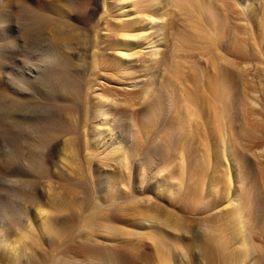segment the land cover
<instances>
[{"label":"bare ground","instance_id":"obj_1","mask_svg":"<svg viewBox=\"0 0 264 264\" xmlns=\"http://www.w3.org/2000/svg\"><path fill=\"white\" fill-rule=\"evenodd\" d=\"M33 1L35 2V3L33 2L35 6L32 5V7L30 6V2L28 4L27 1H23V0L20 1V4L24 5L25 10H26V11H23V12H26L25 13L26 19L24 21L19 22L18 20H16L15 22L17 23L16 24L11 23V25L10 24L8 25L7 23L5 24L0 23V125H1V128H0L1 135L0 136L2 140V152H0L1 153L0 154L1 155L0 156V172H1L0 175L2 176V181H3V186L1 189L2 192L0 195V201H1L0 202V209H1L0 210V227H1L0 232L2 233L1 240H4L3 242L4 246L7 245L6 248H9L7 249L8 252L12 254L13 256H15V257L10 258L9 262L12 264H19L21 262V258L19 256L20 252H18V254L16 255L15 253H11L13 251L16 252L20 250L10 248V244L8 245L5 242L6 241L5 239L8 236L11 228L16 227L18 229V233L20 235L18 240L20 239L23 242V248H21L22 250L23 249L27 250V248L29 249L32 246H35L36 244L37 245L39 244L37 246L39 247L41 244L40 242L43 240L42 239L43 236L44 237L49 236L48 237L49 240L47 244L44 246H41V247H45L43 248L44 249L43 251L47 254V256H49L46 259H43L41 264H48L50 263L49 261H51V259L53 261L56 260L53 258L57 257L56 256L57 254L55 256L54 254H55V251L58 250V248L60 249L57 252L59 251L61 252L62 251L61 248L63 247L67 249V243L71 242V239H73L72 238L73 234L75 235L76 233V232L74 233V229L77 230L76 226H78L80 224V221L82 222V220L84 219V213L82 212L83 210L80 207L81 205H77L81 209V210H77V207L75 209L73 206L67 205V202L65 204L64 203L65 200L63 198L62 200H64L63 201L64 204L60 200L61 203L58 204L59 206L56 204L57 207L53 208L55 206L53 202L55 203L56 198L55 200L54 198L53 199L51 198V194L53 192L52 190L54 189L53 188L54 186L52 187L50 183L52 182L54 183L55 181L51 179H54V177H59L63 179L65 184H67L68 180H69V183H71L70 179L72 180V182L74 180L73 179L74 176L73 175L71 176V174L74 169L78 168V166L77 168L73 167V170H72L70 168L72 164L70 163L71 166L67 165V162H68L67 156L69 155V154L67 155L68 153L67 149L71 150L70 146L67 145L68 143H64V145H62V148L61 147L59 148L56 143L57 141L52 142L51 139L48 140V137H46V133L52 132L51 134L59 137V138L54 137L56 140L62 138L63 139L62 142H65L66 139H67V142H69L68 140L69 138H67L69 137L68 135L78 136L77 134L81 130V126L83 128V125H86L87 123H89L88 122L89 120L96 119L98 120V124H93L92 122H90L93 124L90 128V133L92 135V138L97 137V139L99 140L102 138H105V140L100 143L101 144L100 146L103 147V149H106L109 147L110 144H113L111 150L113 154L116 156L115 157L116 163L121 165L122 170L132 169V167L135 168L136 166L138 168L139 161L136 160V155L140 151V148L142 147L141 146L142 143L140 145V142H138L139 140L136 141L135 139V142H132L133 144L129 143L128 145L129 150H128L124 145L123 146L120 145L119 140H118V143L115 142V140L113 139L115 136L113 133V128L107 129L108 125H110L112 120L114 119H117L121 123L126 122V120L128 119L125 112L123 111H122L123 113L120 112L119 106L121 104H128L130 103L131 100L138 99L139 96L137 95H141L138 99L140 100L139 107L137 109L139 110L138 115L141 116V118L143 119V121H145V123L146 121H149L148 123H153V122L158 123V120L160 119V116L162 115L163 110L166 109L170 111L173 108V111H174V108L180 105V104H178L177 106L175 105L177 104V98H178L176 95L177 94L176 91L179 87L178 83L180 82V79H178L179 78L178 75L184 76V73L186 74L185 71L183 72L185 67L182 66L185 63H183L182 65L181 63L183 62L184 59L188 58L187 52H189L188 54H192V52L196 51V52H199L201 56L209 59L208 57L212 53V50L216 49L217 56L221 59L223 58L222 60H224L226 59L225 57L227 56V54L224 53V55L226 54V56L223 57L224 56V55L222 56L223 51L231 52V53L233 52L235 55L237 54L240 57H245V58H247V55H248L247 54L248 52L246 51H250V49L245 51L240 46L241 43L239 41H241V39L239 35L243 33V31L242 32L240 31L242 30V27L240 28L239 25L236 23V20H235L236 18L234 14L237 15L236 14L237 10H236L235 3L231 2L232 0H111V1H108V0H47V1H44L43 0L44 2L41 0H33ZM217 2H219L218 6L219 4L221 5L220 7L217 6ZM262 2L263 4L262 3L261 4L263 7L261 6L262 7L261 18L259 17L260 19L254 22L253 26L255 27V30L252 29V31H254L252 33L254 35L253 39L254 41L256 39V42H257L256 44H258L259 41L262 42V40L260 39L264 38V0H262ZM101 5H102V11L100 9ZM111 5L113 6V8L114 7L117 8V11L115 13H111L112 11L111 10L112 7L110 8ZM168 6H171L178 11V14H179L178 16H181L179 17L180 18L179 23L172 20L173 17H171L169 14L170 10ZM222 8L224 9L223 15H221V13L219 12L220 10H222ZM2 13L3 12L1 11V8H0V18L2 16ZM98 13H99V17L97 18L96 16L98 15ZM105 15H107L108 17L106 22L104 21L105 19L103 17ZM101 17H103L102 19H104L103 21L106 23L103 26H105L106 29L104 30H107L105 32H107L108 34L101 32L100 28L99 29L97 28V24L100 22ZM228 19H229V22H228ZM77 23L89 26L90 28L88 30L89 31L88 33H90V36L88 34V36L86 35L87 38L86 37L83 38L82 36L83 34H80L82 36L81 37L77 31L80 25ZM33 27L37 28V30L32 31L31 29ZM48 27H50V29H48ZM169 28H172L174 30V32H172V35L171 33L169 35V33L167 32ZM226 29H229L230 32L229 31L225 32ZM11 31H14V33H12ZM17 31L19 33L15 34V32ZM227 32H228V35L226 34ZM109 33L111 34L114 33L116 38L113 37L114 39L113 38L109 39V37H107ZM225 36H229L228 37L229 41L227 40L228 42L222 45L221 39L222 38L224 39ZM166 38H172L171 40L173 41H171V43L174 42L172 49H171V53L169 52L170 62L165 69L163 68L164 70L167 71L168 74H170V78H168L169 75L168 76L166 75L167 79H165V81L162 80L161 83L159 81L160 84L158 85V90L157 92H154V95H152V93L150 95V92L153 91L152 81L150 80L144 84L142 82H139L140 84L141 83L143 84L144 86L143 90H142L143 87L140 88L141 86L140 87L137 86L138 88H140V90L136 89V84L134 83L132 84V86L135 85V87L132 88V90H129V91L126 90L121 93H118L123 96L122 100L116 99L117 97H114V95L111 94L112 91L110 89L108 91H104V89L107 90L108 87H106L107 85L104 86L105 82L101 84L97 81V79L100 77L98 73L104 70L108 72L107 74H110V77L105 79L107 83H113V82L119 83L120 81L115 82L113 80L114 78H119V76L121 75L122 76L126 75V77L127 76L131 77L133 75L131 79L133 78L137 79L136 77H138V74H137L138 72H144V74H148V72L151 71V68L154 69L153 67L154 64L155 66L158 65L157 64L158 61L156 60L157 58L156 55L157 53L159 52L162 53V51L165 50L164 48H162V46L164 45L163 40H165ZM147 47L148 48L150 47L152 49L151 51L149 48L150 50L149 52L151 55L150 57L148 54L146 57L144 56L146 55L144 53L148 52L144 50L145 48L147 49ZM112 50L116 52L114 57H112L111 59L106 58L105 57L106 53L107 55H109L110 53L108 54V51H112ZM257 52H259L261 56L260 51H256V53L254 51V53H251L250 57L252 58V54H253V58L258 61L260 60V57L259 55H257ZM76 54H79V56L82 58H78L79 56L76 57ZM211 56L212 55H210V57ZM180 59L182 61L181 63L179 61ZM155 60L156 62H154ZM159 62L161 63V61ZM96 71H100V72L97 73ZM262 74H264V69H263ZM154 75H156V73ZM194 78L197 81V78L195 76L192 79L195 80ZM223 78L224 77H222V79ZM127 79L125 80L126 81L130 80V78L128 80ZM177 80H179L178 83H177ZM139 81H143V80L141 79ZM228 81H229L228 82L229 84L227 83V85L230 86L231 81L230 80ZM133 82L134 81L130 80L129 85H131V83ZM182 82L183 80L181 79L180 85L183 87L185 83L183 84ZM224 83L211 82L208 86V94H210L213 98H215L218 104L220 103L219 104L220 106H219L216 102V104L218 105L216 106L219 107L220 110L216 108L215 103H214L215 101L212 103V105L214 104L213 105L214 107L212 108H215L223 116H225L227 114V110H229L228 109L229 107L227 106L228 100L226 101V98H227L226 95H228V93L226 91ZM182 87H179V88L182 89ZM123 90L125 89L123 88ZM91 92L93 93L94 97L90 96L91 99L89 100L87 98L89 97L88 95ZM68 94L69 95L73 94L74 97L75 96L79 97V99L77 98L78 99L77 101L71 103L69 102V100H67V97H69ZM73 95L72 97H69V98H73ZM85 96L86 97L88 96L86 100L84 99L80 100V98L82 97L84 98ZM73 100H76V98L75 99L73 98ZM112 100H114L113 101L114 103L113 102L112 103L115 104V107L112 106L113 104L112 105L109 104V101H112ZM196 100H198V98ZM196 100H194L195 105H197ZM190 106L188 104L189 108ZM74 109L76 111V114H74L73 112ZM68 110L70 112L72 111L74 115L72 113L67 114ZM184 110L186 109L184 108ZM81 111L85 112V114L82 113L81 115L80 114ZM186 111L185 113L188 114L190 109ZM229 112L230 111H228V113ZM64 113H66L67 115L71 114L72 116L70 115V117H67ZM193 113L195 114V112ZM216 113H215V117H216ZM180 114L182 115V113ZM221 114L219 115L222 116ZM219 115L217 114V117ZM228 116H230V114ZM181 117H179L178 119L179 123L175 122L176 120L175 121L173 120V122L169 121L170 123L166 128L167 130L163 134L161 144L158 146L156 145L154 146L155 149H153L150 152L151 154H149L150 156L148 160L144 162L143 167H142L143 169H148V170H151L152 168L158 169V172L156 171L157 172L156 176L158 177H156L155 181L152 184H150L149 188L153 189V191L156 192V196H160L163 198L168 197V196L170 197V195L174 193V192H170L173 187L177 185L178 186L182 185L183 177H184L183 175L184 173H186L184 169V167L186 168V166L184 165V163L186 161V155H187L186 153L189 151L190 145H191L189 143V140L192 138V136L189 135L190 134L189 131L191 133L193 132L191 131L192 130L191 126L193 125L188 124L187 127L189 128V131L187 132V129H188L187 128L186 129L187 133L186 132L182 133L183 132L182 129L184 128V125H182L183 124L182 122L184 120L189 122V119L191 118H187V117H191V116L189 114L186 118L185 117L181 118ZM228 118L229 117H227L226 119L225 117L224 121L227 120L225 123L231 122V120L229 121ZM219 119L220 118H217L216 120H219ZM141 122L142 120L140 121V123ZM145 123L143 124L145 125ZM98 125L99 126L105 125L107 127L104 128L103 131H100ZM233 129L234 127L232 126V132L234 131ZM229 130H231V128ZM238 130H240V128ZM249 132L250 131H248V133ZM228 134L230 133L228 132ZM238 135L240 138H236V139L232 138L233 142L235 141L234 143H237L238 141L237 144H239L240 139L241 140L245 139L249 141L250 137L253 138V135L250 136L248 134L247 135L248 139H247L246 138L247 136H245V131H244V134H242L241 131L240 133L238 132ZM238 135H235V137H238ZM255 137H254V140H255ZM245 140H243V142ZM70 141L72 142V139H70ZM228 143L229 142H227V144ZM207 144L208 142L204 144L205 153L202 156V160L201 161L199 160V161L201 162L200 163L201 166L202 165L205 166L207 164V167L205 168L209 170L212 166V165L211 166L209 165L211 164L209 161L210 160L209 157L213 155L209 153V150L210 152L212 150L210 149L211 147L208 146ZM240 144H242V142ZM228 146L229 147L227 151H229L228 154H230L231 156V161H232L231 166H233V170L235 174L231 176L232 174L230 172L231 169H229V166L227 165L226 166L227 171H224L225 173L227 172V177L225 176L227 178L225 180L226 181L225 183L226 191L225 190H224L225 192L223 191V194H224L223 199H225L227 203L224 206V210L221 209L222 212L220 214L218 213V218H216L217 220L215 219L216 221H214L212 218L214 222L213 223L208 222L209 224L215 225V226L213 225V230L210 229L211 232H209L208 235L203 234V236L200 237V240H198L200 241V244H198L197 247H199L200 250L201 249L203 250V251L201 250L202 254H199V256L203 255L201 259L203 258L202 260H206L208 259L209 254L214 251L213 252V258L215 259L214 264H264V217L263 219H261L260 216H259L260 218L258 217L257 215L258 213H256L257 210L260 209L259 208L260 206L252 203V200L250 198L251 196L250 193L253 190L252 191L250 190V193H249L248 190L251 188L249 189L247 188L248 190L247 189L244 190L245 188L243 189L244 186L242 185L245 184L244 182L246 181V179L245 181H243L242 174H241L242 166H240L241 164L239 162L240 158L238 157V154L237 155L235 154L237 150L234 148H237V146H234L231 140ZM72 148L73 150L75 149L74 147ZM222 149H223L222 151L224 152L226 148L224 147ZM73 150L71 152L74 154L75 151L73 152ZM142 150H144V148ZM71 152L69 153L71 154ZM147 152L148 151H146V153ZM57 153L60 159L58 163L54 162L56 163V167L58 168L57 169L56 167H54L55 169L58 170L57 171L58 174L57 173L55 174L56 170L55 169L52 170V166H54L55 164L53 165L51 161L52 159L54 160V158L52 157H54V154H57ZM108 153L109 152H107L106 155ZM73 154H71L72 155L71 158H73V160H76L75 157H73L76 154L74 155ZM89 158H92V157H89ZM89 158H87L86 160L87 163L89 162L88 161ZM207 160L209 161V164L207 163ZM70 162H73V161H70ZM83 163L84 162H82V164ZM208 165L210 166L209 169H208ZM66 166H68L72 170L71 172V170L68 169L71 172V174H69L70 172L68 171L69 175H67V170L65 169ZM87 166L84 165V167H87ZM91 167H87V168H91ZM202 169L204 170V168ZM215 169H218V168H215ZM205 170H204V173H205ZM212 170H214V168ZM75 171H78V169ZM182 171H185V172H182ZM78 172H80V170ZM78 172L77 173L73 172V173L76 175L80 174L79 177H81L83 173H78ZM191 172L192 170L190 168V173ZM211 172H214V171H211ZM88 173H91V172H88ZM139 173H141V171H139ZM69 176H71L72 178ZM42 177L45 178L44 181L45 180L47 181L49 179V184H48L49 187H46L47 189L45 188L47 193H46L45 198H43V200L41 198V195L38 192L39 190H37L38 188L37 186L39 185V183L38 185H35L37 184L39 178H41L40 180L42 181ZM89 177L90 176L88 175L86 178L90 179ZM76 178L79 179L78 177ZM82 179H84V177H82ZM87 179L86 181H88ZM120 181H123V180H120ZM75 182H77V180ZM75 182H73V184ZM56 183H58V181ZM64 183L61 182L62 185ZM80 183L82 185L85 184V182L84 183L80 182ZM79 184H77V186H80ZM86 184L84 186L85 189H87ZM59 185L60 183H58V186ZM84 187L82 188L84 189ZM217 188L219 190L218 185H217ZM194 190L190 192L189 196L187 194L188 196L187 201L184 204H180L182 207L179 205L180 209L181 208L190 209L191 207L189 208L188 206H190L191 204H194L193 201H195V197H197L195 195H198L197 194L198 190L195 192ZM77 191L79 190L77 189ZM216 191L217 190H215V192ZM88 192L86 191V194ZM218 192L220 191H217V193ZM57 194L53 193L52 197L53 195H55L54 197H57L56 196ZM64 194L65 193H63V196ZM131 194H132V191H131ZM220 195L222 196V194ZM220 195L218 196L217 194L216 196L220 198ZM58 196L62 197V194H59ZM88 196H87V199L90 200L91 195H88ZM116 197H111V199H113L112 204H115L114 201L116 200L118 201L120 199V197L119 199H117ZM88 200H86L87 204L85 202L86 205H88ZM120 201L121 200H119L118 203ZM31 203L37 204V206L39 204V206L38 207L36 206L38 210L30 216L28 206ZM45 206H47L48 210L44 209ZM156 206H155V209L157 208L158 213L162 214L164 217V219H159L158 217L157 219L158 222L161 221V223L159 224H162V226L163 224L164 226L168 225V227L173 230L174 237L171 238L172 240L169 239L170 242L168 243H170L169 245H171L170 248L168 247V245H167L168 248H166L165 247L167 243L166 240L169 238L167 237V234H166L167 232L164 233L162 230H160L161 232L164 233V235H166L167 239L163 235L165 240L160 235H159L160 237L159 238L156 236L157 234L150 233L151 239L149 237L150 235L148 236L149 237L148 239L150 241L153 240L152 242L154 245V250L156 251L155 253H156L158 262L156 263V261H153L152 260L153 258H151L150 260H152L156 264H177L174 258L172 257L173 254L171 256V251L174 250V248L176 249L181 248L187 257V262H188L187 264H194V262L192 261L193 260L192 256H191L192 250L194 249L191 248V244L189 243L190 240H188L189 237L186 238L183 235V233L188 234L187 229H188L189 224L187 223V221L186 223L184 222L185 220L183 221V218L181 217L182 215L180 216L176 214L183 209H181L180 211L177 210L178 212L175 211L176 213H174L171 211L170 206H168L170 208H167V206H165L167 209L165 207L161 208L162 206L160 207L159 205L158 206L160 208ZM93 208H94V205H93ZM49 209L51 210L49 211ZM87 209L84 212H87ZM217 209L220 210L219 208ZM54 212L62 213V214L64 213V215L65 214L68 215L69 212L72 213V214L70 213L69 214L71 217L74 216L76 218L77 220V223H76L77 225L75 226L76 228L75 227L73 228V225L71 224L72 228L69 227V229L65 228L64 230H61L64 227L59 228L60 224L58 225L57 223L58 222L57 220L60 216L56 218V214ZM155 212L153 214H156ZM153 214L151 215L153 216ZM154 216L153 217L150 216V217L153 219ZM78 221H79V224H78ZM60 223L62 225V222ZM148 225L150 226V224ZM157 225H155L154 227L160 228L159 226L156 227ZM251 225L253 227H251ZM104 227L106 229V226ZM107 229L104 231H107ZM207 229H209L208 226H207ZM158 234H161V233H158ZM169 235L171 234L169 233L168 236ZM256 237L259 240H261L260 242L262 243L258 242L256 244L255 242L258 241L256 240L254 242V239H256ZM44 243L45 242H43L42 244ZM163 243H165V245ZM209 244L215 248L211 252H209L210 248H208L207 250L205 248L207 247L205 245H209ZM64 251L66 250L64 249ZM180 251L178 253L181 254L182 251L181 252ZM153 252L154 251H152V255L154 256ZM205 254H208L207 257L204 256ZM152 255H150V257ZM182 256H184L183 253H182ZM204 257L206 258L204 259ZM59 259L61 260V262L60 261L58 262L59 264H66L65 263L66 259L63 258L64 261H62L63 259L61 258ZM210 261L211 260H209L207 264H210ZM155 263H152V264H155ZM37 264H40V263L38 262ZM54 264L56 263L54 262Z\"/></svg>","mask_w":264,"mask_h":264},{"label":"rangeland","instance_id":"obj_2","mask_svg":"<svg viewBox=\"0 0 264 264\" xmlns=\"http://www.w3.org/2000/svg\"><path fill=\"white\" fill-rule=\"evenodd\" d=\"M20 1H22V0H0V8H1V11L3 12L2 16L0 18L1 24H5V23H7L8 25L9 24L11 25V23L16 24L17 23V22H15L16 20H18L19 22H22L26 19L25 18L26 12H23V11H26L25 6L20 4ZM23 1H27L28 4L30 2L31 7H32V5L35 6V4H34L35 2L33 0H23ZM41 1H43V0H41ZM44 1H47V0H44ZM108 1H111V0H108ZM231 2H234L236 5V10H237L236 14L237 15L234 14V16L236 18L235 20H236V23L239 25V27L240 28L242 27V30H240V31L241 32L243 31V33L239 32V33H241L239 35V37L241 39V41H239L241 43L240 46L245 51L250 49V51H246V52H248L247 58L240 57L237 54L235 55L233 52L231 53V52L223 51L222 52L223 54L221 53L222 56L224 55V53H226L227 56L225 54L223 57L226 56L225 58L229 61H227L226 59L222 60L223 58L221 59L217 56L216 49L215 50L213 49L215 52L212 50V53L210 54V55H212L211 56L212 58L209 55L208 58L210 60L201 56L199 54V52H196V51L192 52L191 51L192 54H188L189 52H187L188 58H186L184 60L182 59L183 62L181 61V59L179 60L180 63L182 62L181 65L183 63H185L182 65L183 67H185L184 70L183 69L182 70H183V72L185 71L186 74L184 73V76L178 75L179 78L177 77L178 79H180V82L182 79L183 80L182 83L183 84L185 83V85H183V87H182L180 85V82L178 83L179 80H177L179 87H182V89L177 86L178 89L176 91L177 92L176 95L178 98H177V104H175V105L176 106L178 104H180V105H178L177 107L174 106L175 107L174 111H176V112L173 111V108L171 109L172 111L171 110L168 111L165 109V110H163L162 115L160 116V119L158 120V123H154V122H153L154 124L148 123L149 121H146V123H145V121H143L141 116L138 115L139 110H137V109L139 107V101H140L138 99L141 95H137V96H139L138 99L131 100L130 103L121 104L119 106L120 112H122V111L125 112L126 116L128 117L126 122L121 123L117 119H114L116 122L114 120H112L111 124L108 125L107 129L113 128V133L115 135L113 139L117 143L119 140V143L121 146L124 145L128 149L129 143L135 142V139H136V141L139 140L138 142H140V145L142 143L141 148L142 149L144 148L145 151L140 148V151L136 155V160L139 161L138 168L136 166L135 168L132 167V169L122 170L121 165L116 163V160H115L116 156L113 154V152L111 150L113 144H110L109 147L106 148L107 149L106 150L100 146L101 145L100 143L102 141H104L105 138H102L100 140L97 139V137L92 138V135L90 133V128L93 124H98V120H96V119L95 120L91 119L88 121L89 123L92 122L93 124L87 123L86 125H83V128L81 126L82 131L80 130L79 133L77 134L79 136L81 133V135L79 137L73 136V135L72 136L68 135L69 137H67V138H69L68 139L69 142H67V139L65 142H62L63 141L62 138L56 140L54 137H57V138H59V137L51 134L52 132L51 133L49 132L51 135L49 133H46V137H48V140L51 139L52 142L57 141L56 143H57L59 148L60 147L62 148V145H64V143H68L67 145L70 146L71 150L67 149V151H68L67 155L69 154L67 156V160L69 162V163L67 162V165L71 166V164H72V166L70 167L72 170H73V167L77 168V166H78L77 169H78V171L80 170V172L75 171L77 169H74L73 172L74 173H77V172L83 173L81 175V177H79L80 174H78V175L74 174L72 172V170L68 166H66L65 169L67 170V175L71 174V172H72L71 176L73 175L75 177V178L73 177V179L75 181L77 180V182L79 181L78 183L73 180V182H75L73 184L71 179H70L71 183H69V180L67 179L68 182H67V184H65L63 179H61L59 177H54V179H51V180L55 181L54 183L52 181H51L52 183H50V185L52 187L54 186L53 187L54 189L52 190L53 191L52 194L53 193L57 194L61 190L56 195L57 197H54L55 195H53V197H52V194H51V198L52 199L54 198V200L56 198V201H57V202L55 201V203L53 202V204L55 205L53 208L57 207L58 204H60L61 202L63 203V201L65 200L64 201L65 204L67 202V205H71L75 209L77 207V210L82 209L83 210L82 212L84 213V219H85V220L83 219L82 222L80 221V224L78 221L79 225L76 226L77 225L76 224L77 223L76 218L73 215H72L73 217L70 216V214H72V213L69 212L70 214L68 213V215H66V214L64 215V213L62 214V213H55L54 212L56 214V218L60 216L57 220L58 221L57 223H58V225L60 224L59 228L64 227L61 230H64L65 228L69 229V227L72 228L71 224L73 225V228L76 226L77 230L74 229V233L75 232L76 233H75V235L73 234V237H72L73 239H71V242L67 243V249L65 247L61 248V250H62L61 251L62 253H61L60 251L57 252L60 249V248H58V250L55 251V254L53 253L54 256L57 254L56 256L57 257L59 256V257L53 258V259H56L54 261L51 259L52 262L48 260L51 264L52 263L54 264V262L56 264L59 261L61 262V260L59 258L66 259L65 260L66 264H71V263L72 264L73 263L74 264L75 263L76 264H152V263H155L153 261H156V263H157L158 260H157V256L155 253L156 251L154 250V245L152 242L153 240L150 241L148 238L150 237V239H151L152 233L157 234L156 235L157 237H159V235L161 237H163L164 233L167 232L166 234H167V237H169V238L167 239L166 235H164V237L167 240H169V239L172 240L171 238L174 237L173 236L174 232L172 229H170L168 227V225L165 224L166 226H164V224H163V226H162V224H159V223H161V221L158 222V220H157L158 217H159V219H164V217L162 214L158 213L157 208L155 209L156 204H157L156 207H158V208H160L161 206H162L161 208H163L165 206H167V208L171 207V211L174 213L178 212L177 210L180 211L181 209H183L176 214H178L180 216L182 215L181 217L183 218V221L185 220L184 222L186 223V221H187V223L189 224L188 229H187L188 234L183 233V235L186 238H188V237L190 238V239L188 238V240H190L189 243L191 244V248L194 249V250H192V254H191L192 259H193L192 261L194 262V264H207V262L209 260H211L210 264L212 262H213L212 264H214L215 259L213 258V252H214L213 250L215 248L210 244L205 245L207 247H205L203 245L206 248V250L208 248H210V251L209 250L208 251L209 252L213 251V252H211L209 254L210 258L208 257V259L202 260L203 258L201 259V257H203V255L199 256V254H202L203 250L201 249L202 250L201 251L199 249V247H197V246H198V244H200V241H198V240H200V237L203 236V234L208 235V233L211 232L210 229L213 230L214 224H209L208 222L213 223L214 221H216L217 220L216 218H218V213L220 214L222 212V210H224V206L227 203L226 200L223 199V197H224L223 191L224 190L226 191V185H225L226 181L225 180L227 179L226 178L227 172L226 173L224 172V171H227L226 166L228 165L229 169L232 170V171L230 170V172L232 173V174L230 173L231 176H233V174H235L234 170H233V166H231L232 165L231 156H230V154H228L229 151H227L228 147H229L228 144H230V140L232 141L234 146H237V148H234L237 150L235 154L236 155L238 154V157L241 159V160L239 159V162L241 164L240 166H242L241 171L244 172V173L241 172V174H242L243 181H245V179H246V181L244 182L245 184L242 185V186H244L243 189L245 188L244 190H246L247 188L248 189L251 188L249 190L247 189L249 193H250V190L251 191L253 190L251 192L252 194L250 193L251 196L250 195L249 196H250L253 204L260 206L259 207L260 209H258L256 213H258L257 214L258 217L260 216L261 219H263V217H264V74H262V72L264 69V38L260 39V40H262V42L259 41L258 42L259 45H258V44H256L257 43L256 39L254 41V39H253L254 35L252 34L254 32V31H252V29L255 30V27L253 26L254 22L261 18L263 2H262V0H232ZM218 3L219 2H217V6H218ZM5 6H6V8H5ZM220 6L221 5L219 4L218 7H220ZM2 7H4L5 9ZM111 7H112L111 13H115L117 11V8L116 7L113 8L112 5L110 6V8ZM168 8L170 10V12H169L170 16L173 17L172 20L179 23V21H180L179 17H181V16H178L179 15L178 11L171 6H168ZM100 9L102 11V5H101ZM223 10L224 9L222 8V10L219 11L221 13V15H223ZM96 17L97 18L99 17V13ZM103 17L105 20L102 19ZM103 17H101L100 22L97 24V28L98 29L100 28V31L106 34L107 32H105V31H107V30H104L106 28L103 25L106 24L105 22H106L108 17H107V15H105ZM2 22H4V23H2ZM228 22H229V19H228ZM77 24H79V23H77ZM79 25H80L79 29L77 30L79 35L83 34L82 35L83 38L84 37L87 38L88 34L90 36V33H88L89 32L88 30L90 27L83 25V24H79ZM48 29H50V27H48ZM31 30L34 31V30H37V28L33 27ZM226 31L230 32L229 29H226L225 32ZM11 32L14 33V31H11ZM167 32L169 33V35H170V33L172 35V32H174V30L172 28H169ZM18 33H19L18 31L15 32V34H18ZM112 34H114V33H112ZM112 34L109 33V35L108 36L106 35V36L109 37V39L113 38V37L116 38L115 34L114 35H112ZM226 34L228 35V32ZM228 37L229 36H225L224 39L223 38L221 39L222 45H224V43H227L229 41ZM171 39L172 38H166L165 40H163L164 45L162 46V48H164L165 50L162 51V53L161 52L157 53V55H156V57L158 58V59L156 58V60L158 61L157 62L158 65L157 64L156 65L158 67L155 66V64L153 63L154 69L151 68V71H149L148 74H144V72H138L137 73L138 77H136L137 79H135V78L131 79V77H133V75L131 77L130 76L126 77V75L125 76L121 75V76H119V78H114V80H113L115 82L120 81L119 83H114V82L113 83H107L105 79L110 77V74H107L108 72L103 70L101 72L96 71L97 73L100 72V73H98L100 75V77L97 79V81L101 84L105 82L104 86L107 85L106 87H108V88H107V90L104 89V91H108L110 89L112 92L111 91H109V92H111V94L114 95V97H117L116 99L122 100L123 96L121 94H118V93H121V92L126 91V90H128V91L132 90V88L135 87V85L132 86V84H134V83L136 84V89L140 90V88L143 87L142 88V90H143L144 89L143 84L150 80V81H152V85H153L152 86L153 91L150 92V95H151V93H152V95H154V92H157L158 85L161 83V81L162 80L165 81V79H167L168 75H169L168 78H170V74H168L167 71L164 69L167 67V65L170 62L169 57H170L171 49H172V46L174 43V42L171 43V41H173ZM149 48L147 47V49L146 48L144 49L145 51H148V52L144 53V54H146V55H144L145 57L147 56V54L149 55V57L151 56L149 51L150 50L152 51V49L150 48V50H149ZM254 51H255V53H256V51L261 52V56H260V53L257 52V55H259V57H260V60H258L259 62L253 58V54H252V58L250 57L251 53H254ZM87 53H88V51H87ZM112 53H114V54H112ZM194 53L195 54L198 53V54L195 55ZM108 54L109 55H107V53H106L105 57L111 59L112 57H114L116 52L114 50H112V51H108ZM78 56H79V54H76V57H78ZM78 58H82V57L79 56ZM214 59H216V60H214ZM156 60L154 62H156ZM186 60H187V62H186ZM159 61H161V63ZM260 61H262V62H260ZM155 73H156V75H154ZM258 73H260V74H258ZM194 76L197 78V81L195 78H194L195 80L192 79ZM222 77H224L223 79H225V80H223ZM127 78L128 79L130 78V80H132L134 82L131 83V85H129L130 80H128ZM120 79H122V80H120ZM125 79H127L128 81H126ZM141 79L143 81H139ZM222 80L226 83H224ZM228 80L231 81L230 86L227 85V83L229 82ZM159 81H160V83H159ZM139 82H142L143 84L141 83L142 84L141 85ZM211 82L224 83V86H225L226 91L228 93V95H226V97H227L226 101L228 100V103L227 102L226 103H227V106L229 107L228 108L229 110H227V114L225 116H223L215 108H212V107H214L213 106L214 104L212 105V103L215 101L214 103L216 106L218 104V102L215 100V98H213L210 94H208V86ZM137 86L138 87L141 86V87L138 88ZM123 88L125 90H123ZM72 95L73 94L69 95V97H72ZM88 96L94 97L92 92ZM69 97H67V100H69V102H71V103L75 102L79 99V97H76V96L74 97V95H73V98L74 99L76 98V100H73V98H69ZM87 97L86 96L84 98L82 97V98H80V100H82V99L86 100ZM89 97L87 99L90 100L91 97L90 98ZM197 98H198V100H196ZM194 100L197 101L196 102L197 105H195ZM113 101L114 100L109 101V104L112 105L114 103ZM216 102H217V104H216ZM188 104H189V106L191 105L190 108L188 107ZM112 106L115 107V104H113ZM181 106H182V108H181ZM193 106H195V107H193ZM217 106H216V108L219 109V107H217ZM184 108L186 110L190 109L188 114L185 113L186 110H184ZM192 111L195 112V114L197 112L198 113L195 115ZM216 111H217V113H216ZM228 111H230V112L228 113ZM73 112H74V114H76L75 109ZM69 113H72V111L70 112L68 110L67 114H69ZM82 113L85 114V112L81 111L80 114L82 115ZM172 113H174V114H172ZM180 113H182V115ZM215 113H216V117H215ZM64 114L67 117H70V115H71V114L67 115L66 113H64ZM189 114L191 117H187ZM217 114L218 115L221 114L222 116L219 115L220 117L219 116L217 117ZM229 114H230V116H228ZM181 116H183L185 118L186 117L191 118V119H189V122L186 120H184L182 122L183 123L182 125H184V128L182 129L183 132L181 131L182 133L186 132V129L188 128L187 127L188 124L193 125V126H191L192 130L190 128V130L193 131L192 133L189 131V128L187 129V132L189 131V133H190L189 135H191L192 138L189 140V143L191 145H190L189 151L186 153L187 154L186 155V161L184 160L185 161L184 165L186 166V168L184 167V169H185L186 173H184V175H183L184 177H183L182 185L181 186L177 185V186L173 187L170 192H174V193L171 194L170 197L168 196V197L163 198L160 196H156V192L153 191V189L149 188L150 184H152L155 181L156 177H158V176H156L158 169L150 167L152 169L148 170V169H143L142 167H143L144 162H146L148 160V158L150 156L149 154H151L150 152L153 149H155L154 146L155 145L158 146L161 144L163 134L167 130L166 128L169 125V123L173 122V120L174 121L176 120L175 122L179 123L178 119ZM183 117H181V118H183ZM225 117H226V119H227V117H229L228 119H229V121L231 120L232 123L231 122L225 123L227 121V120L224 121ZM217 118H220L221 120L220 119L216 120ZM141 120H142V122H141L142 124L140 123ZM143 123H145V125ZM224 124H225V126H224ZM230 125H231V127H230ZM150 126H152V127H150ZM232 126L234 127L233 132H232ZM98 127H99L100 131H103L104 128H106L107 126H105V125L99 126L98 125ZM0 128H1V125H0ZM230 128H231V130H229ZM239 128H240V130H238ZM242 128L245 131V136H247L249 134L250 136L253 135V138L249 136L250 137L249 141L243 139L249 143H247L245 141L243 142V140L238 139L239 144L241 142L243 144V145L242 144L239 145V144H237L238 141H237V143H234L235 141L233 142L232 138H235V139L240 138L238 135V132L240 133V131H241V133L244 134V131L242 130ZM235 130L237 133L235 132ZM248 131H250V132L248 133ZM228 132L230 134H228ZM138 133H140V134L142 133L143 135L142 134L140 135ZM232 134H234V135H232ZM0 135H1V131H0ZM235 135H238V137H235ZM51 136H52V138H51ZM228 136L229 137L231 136L230 137L231 139ZM73 137H74V139H73ZM223 137H224V139H223ZM254 137H255V140H254ZM246 138L248 139V136ZM70 139H72V142L70 141ZM75 140H77V141H75ZM206 142H208L207 145L210 146L211 147L210 149L212 150L211 152L209 150V153L211 155H213V156L209 157L210 160L208 159L211 164H209V161L207 160V163L210 166L212 165L210 169H209L210 166L208 165L209 170H207L205 168V167H207V164L205 166H203V165L201 166V164H200L201 163L200 161L202 160V156L205 153L204 144ZM227 142H229V143L227 144ZM83 144H85V145H83ZM221 144H222V146H221ZM251 145H252V147H251ZM76 146H78V147H76ZM72 147H74V148L76 147V148L73 150ZM224 147L226 148L225 149L226 152L222 151L223 150L222 148H224ZM0 148H1L0 152H2L1 136H0ZM72 150H73V152L75 151L74 154H76V155L73 157H75L76 160H73V158H71L72 157L71 154H73L71 152ZM97 150H99L100 152ZM202 150H204V151H202ZM105 151H106V153L107 152H109V153L106 155ZM146 151H148L147 152L148 154L146 153ZM69 152H71V154ZM213 152H214V154H213ZM215 153L217 156L215 155ZM220 153H221V155H220ZM222 153H224V154L227 153V154L224 155ZM55 155H57V156H55ZM100 156H102V157H100ZM89 157H92V158H89ZM52 158H54V160L52 159V161H51L53 163V165L55 164L54 166H52V170H54L55 169L54 167H56V163H54V162L58 163L60 157L58 156V153H57V154H54V157H52ZM87 158L90 159V160L88 159L89 165L86 161ZM55 159H57V160H55ZM69 159H70V161H73V162H70ZM215 159H217V160H215ZM140 161H141V163H140ZM188 161H189V163H188ZM217 161H219V162H217ZM82 162H84L85 164L84 163L82 164ZM213 163H215V164H213ZM221 163H223V164H221ZM73 164H75V165H73ZM188 164L190 165V167ZM84 165L87 167H91V166L92 167L87 168V167H84ZM224 165H225V167H224ZM187 166H188V168H187ZM217 166H219V167H217ZM80 167H82V168H80ZM201 167L204 168V170L206 169L207 171L205 170V173H204V170ZM190 168L192 170L191 173H190ZM213 168H214V170H212ZM215 168H218V169H215ZM57 169H55L56 170L55 174L56 173L58 174ZM68 169L71 170V172ZM84 169L85 170L87 169L88 171L86 170V172H85ZM89 169H91V170H89ZM138 170L141 171V173H139ZM219 170H221V171H219ZM83 171L85 172V174ZM185 171H182V172H185ZM201 171H202V173H201ZM211 171H214V172H211ZM88 172H91V173H88ZM86 173H88V174H86ZM0 174H1V172H0ZM118 174H120V175H118ZM88 175L90 176L89 177L90 179L86 178ZM71 176H69V177H71ZM0 177H1L0 178V186H1L0 195H1V192H2L1 189L3 186V181H2L1 175H0ZM76 177H78L79 179H77ZM82 177H84L85 180L82 179ZM251 177H252V179H251ZM80 178L82 179V181ZM205 178H206V180H205ZM40 179L41 178H39V180ZM44 179L45 178L42 177V181L38 180L37 184H35V185H38V183H39V185L37 186L38 187L37 190H39L38 192L41 195L42 200H43V198H45L46 193H47L46 187H49V185H48L49 179L47 180L48 182L46 180L44 181ZM55 179L56 180L58 179L57 181H58V183H60L59 186H58V183H56L57 181ZM86 179L88 181L89 180L90 181L88 182V181H86ZM119 179L123 180V181H120ZM60 180H62V181H60ZM206 181H208V182H206ZM210 181H211V183H210ZM61 182L64 184L62 185ZM80 182H82V183L85 182V184L87 183L86 184L87 189H85V187H84L85 184L82 185ZM218 182H220V183H218ZM88 183H89V185H88ZM77 184H79L81 187L77 186ZM217 185L219 187V190L217 188ZM252 186H253V188H252ZM39 187H40V189H39ZM61 187H62V189H61ZM82 187H84V189ZM63 188H64V190H63ZM195 188H197V189H195ZM74 189H75V191H74ZM77 189L79 191H77ZM82 190L83 191L86 190L87 192L88 191L89 192L86 194V191L83 192ZM193 190H194V192L198 190V192H197L198 195H195L197 197H195V201H193L194 204H191V205L189 204L190 206H188V207L189 208L191 207L190 209H188V208H181L180 209V206H181L180 204L186 203L190 192ZM215 190L220 191L222 193H220V192L217 193V191L215 192ZM131 191H132V194H131ZM44 192H45V194H44ZM71 192H72V194H71ZM202 192H203V194H202ZM213 192H214V194H213ZM255 192H257V193H255ZM63 193H65L64 194V196L66 195L65 197L63 196ZM114 193L118 197H116L114 195ZM59 194H62V197L58 196ZM187 194H188V196H187ZM208 194H209V196H208ZM217 194H218V196L220 194H222V196L220 195V198H219L218 196H216ZM42 195H43V197H42ZM86 195L87 196L91 195L90 200L87 199ZM214 195H215V197H214ZM84 196L86 197V199ZM199 196H200V198H199ZM60 197H61V199H60ZM111 197H116L117 199H119V197H120L119 200H121V201L118 203L119 200L118 201L116 200L117 203H116V201H114L115 204H112L113 199H111ZM62 198L64 200H62ZM88 198H89V196H88ZM60 200H61V202H60ZM86 200H88V205H86L87 204ZM164 200H165V202H164ZM82 201H83V203H82ZM180 201H182V202H180ZM85 202H86V204H85ZM33 204L34 203H31L28 206L30 216L38 210L37 207L39 206V204H38V206H37V204H34V205ZM165 204H167V205H165ZM77 205H81L80 206L81 209ZM93 205H94L95 209L93 208ZM163 205H165V206H163ZM168 206H170V207H168ZM83 207H84V209H83ZM87 207H88V209L90 207V209L88 210ZM216 207L219 208L220 210L221 209L222 210L220 211ZM39 208H41V207H39ZM152 208H153V210H152ZM172 208H173V210H172ZM44 209L48 210L47 206H45ZM86 209H87V212H84V211H86ZM50 210L51 209H49V211ZM168 210H170V209H168ZM98 212H99V214H98ZM154 212L156 214H153ZM157 213L160 216L162 215L161 216L162 218L160 216H158ZM58 214H60V215H58ZM148 214L151 217H153L154 215H156L157 217L154 216V218H153L154 220H153ZM151 214H153V216ZM147 216H149V217H147ZM212 218L214 221L212 220ZM142 219H144V220H142ZM60 222H62L63 226L61 225ZM157 223H158V225H157ZM148 224H150V226ZM155 225H157L156 227L159 226L160 228H155L154 227ZM104 226H106V229L108 227L107 231H104V230H106ZM207 226L209 227V229H207ZM251 227H253V226L251 225ZM151 228L154 229L155 231L152 230ZM0 230H1V227H0ZM160 230H162L164 233L161 232ZM207 230H209V231H207ZM157 232L161 233L162 235L158 234ZM169 233L171 235L168 236ZM197 235H199V236H197ZM19 237H20V235L18 233V229L16 227L11 228L8 236L5 239L6 240L5 242L8 245L10 244V248L20 250V251H16V252L13 251L11 253H15V255H16V254H18V252H20L19 256L21 258V262H20L21 264H37L38 262L41 264L43 259H46L47 257H49L43 251L44 250L43 248H45V247H41V246H44L47 244V242L49 240V238H48L49 236H47V237L43 236L42 241L45 242L44 244H42L43 242L41 241L40 242L41 244L39 247H37L39 244L38 245L36 244L35 246H32L29 249L27 248V250L21 249V248H23V242L20 239L18 240ZM164 237H163V239L165 240ZM1 239H2V233L0 232V264H12L9 262L10 258L15 257V256H13L12 254H10L8 252L7 249H9V248H6L7 245L4 246V244H3L4 240H1ZM167 240H166L167 243L170 242V240L169 241H167ZM196 240H197V242H196ZM256 240H258V241H256ZM260 241L261 240H259L257 237H256V239H254V242L256 244L258 242L262 243ZM167 243H166L165 247L170 248V246H171V245H169L170 243H168V244ZM163 244L165 245V243H163ZM167 245H168V247H167ZM208 246H210V247H208ZM196 247H197V249H196ZM216 248H218V247H216ZM64 249L66 251H64ZM175 249L176 248H174V250H172L173 252L171 251V256L173 254L172 257L174 258L176 263L177 264H184V263L187 264L188 263L187 257L185 255V253L182 251V249L177 248L178 251H177V249L176 250ZM180 250L182 251L184 256H182V253L181 254L178 253ZM152 251H154L153 252L154 256L152 255ZM215 254H214V256H215ZM150 255H152V256L150 257ZM207 255L208 254H205L204 256L207 257ZM183 257H184V259H183ZM206 257H204V259ZM216 257H217V255H216ZM151 258H153L152 259L153 261L150 260ZM57 259H58V261H57ZM64 259L62 261H64ZM149 261H150V263H149ZM50 263H48V264H50Z\"/></svg>","mask_w":264,"mask_h":264}]
</instances>
